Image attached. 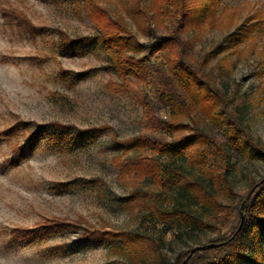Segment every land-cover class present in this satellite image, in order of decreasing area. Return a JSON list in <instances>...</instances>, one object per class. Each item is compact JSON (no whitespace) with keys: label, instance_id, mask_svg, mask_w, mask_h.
Instances as JSON below:
<instances>
[{"label":"rangeland","instance_id":"374dc122","mask_svg":"<svg viewBox=\"0 0 264 264\" xmlns=\"http://www.w3.org/2000/svg\"><path fill=\"white\" fill-rule=\"evenodd\" d=\"M95 1L113 21L122 17L135 36L137 44L127 55L148 57L147 36L129 13L128 1ZM194 4L201 14L184 33L187 59L194 64L202 53L217 50L204 73L226 96L237 90L241 121L264 146V0ZM17 15L24 22L21 30L6 21ZM96 33L85 0H0V264H156L154 251L145 244L133 260L118 237L124 232L152 237L157 247L151 246L170 264L181 252L218 235L162 223L153 215L154 205L165 211L196 208L186 195L149 176L121 174L119 164L139 153L123 156L119 141L143 136L171 141L181 133H170L165 125L191 121L161 96L167 79L160 57L149 56L140 76L120 77L107 68L100 47L87 43L73 49V42ZM199 125L206 134H218L210 122L200 120ZM61 131L58 145L46 137ZM85 131L100 132L87 142H73ZM32 137L38 138L24 159L6 166L14 150ZM140 155L207 181L209 172L193 161L196 152L172 160L150 149ZM230 168L239 198L247 195L251 181L264 176L260 160L232 158ZM220 199L226 202L222 194ZM53 225L58 228L42 232ZM219 231L228 233L229 225ZM18 232L33 238L25 240Z\"/></svg>","mask_w":264,"mask_h":264},{"label":"trees","instance_id":"16d2710c","mask_svg":"<svg viewBox=\"0 0 264 264\" xmlns=\"http://www.w3.org/2000/svg\"><path fill=\"white\" fill-rule=\"evenodd\" d=\"M127 1L130 4L129 13L147 36V56L160 57L164 66L167 87L161 94L162 98L177 115L188 117L191 125L179 120L166 124L168 132L181 133L171 141L145 136L119 141L118 148L122 150L123 156L131 152L139 153L135 160L128 158L125 163L119 164L121 174L139 172L142 177L149 176L158 184L165 185L168 190L172 187L179 194L186 195L196 208L194 212L178 208L165 211L154 205L153 215L162 223L172 222L179 230L218 231L217 236L209 238L201 246H219L194 251L192 254L194 248L183 251L170 264H183L186 259L187 264H264V176L258 181L250 182L248 193L243 198H239L232 188L229 176L232 158L242 156L264 161V146L254 141L241 121V97L237 90L234 89L226 96L212 84L209 75L204 73L210 54H215L217 50L202 53L201 59L194 64L187 59L189 45L184 33L201 14L200 8L196 7L194 0H149L148 3L143 0ZM85 10L98 33L95 38L73 42V49L80 44H93L103 49L108 57L107 68L118 76H140L145 70L148 57L136 60L127 55L137 43L125 20L118 17L113 21L95 0H85ZM22 20L18 15L16 19H6L9 25H14L19 30L25 28ZM200 120L212 123L219 130L218 134H206L200 129ZM99 130L105 133L108 129ZM100 131L78 133L73 142H87ZM184 132L188 134L183 135ZM62 134V131L46 133V137L52 144L58 145ZM37 138L32 137L27 146L14 150V155L6 161V166L15 165L20 159H24V154L31 150ZM145 149L169 160L179 159L187 151L196 152L193 161L209 172L207 181L180 175L170 163L161 167L155 158L140 155ZM221 194L225 203L220 199ZM132 196L137 198L135 194ZM242 217L244 222L237 232ZM223 225H229V232L220 234L219 230ZM57 228V225L44 226L42 232L48 233ZM20 233L22 232H18L17 236H23L25 240L33 238L28 233ZM87 237L81 239L85 241ZM118 237L123 239L133 260L139 259L137 250L145 244L154 251L153 259L156 264H167L157 254L156 248L151 246L155 244L157 247L152 237L137 232H124Z\"/></svg>","mask_w":264,"mask_h":264},{"label":"water","instance_id":"95a60500","mask_svg":"<svg viewBox=\"0 0 264 264\" xmlns=\"http://www.w3.org/2000/svg\"><path fill=\"white\" fill-rule=\"evenodd\" d=\"M243 222H244V217H242V219H241V223H240V226H239L238 229H237V232L242 228ZM216 246H219V245H216V244H209V245H206V246H197V247H195V248L191 251V254H192L194 251H202V250L210 249V248H213V247H216ZM187 261H188V259H186V260L183 262V264H187Z\"/></svg>","mask_w":264,"mask_h":264}]
</instances>
